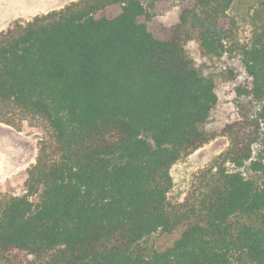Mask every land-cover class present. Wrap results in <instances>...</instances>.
Segmentation results:
<instances>
[{
    "label": "trees",
    "instance_id": "16d2710c",
    "mask_svg": "<svg viewBox=\"0 0 264 264\" xmlns=\"http://www.w3.org/2000/svg\"><path fill=\"white\" fill-rule=\"evenodd\" d=\"M236 0H76L0 32V124L45 132L22 195H0V264H264V0L247 43ZM181 5L170 40L149 23ZM119 7L120 12L114 13ZM238 53L258 107L223 127L230 140L171 203V171L217 134L205 129L216 84L188 58ZM259 178L245 177L240 169ZM232 165L234 170L229 169ZM185 231L165 251L143 243Z\"/></svg>",
    "mask_w": 264,
    "mask_h": 264
},
{
    "label": "rangeland",
    "instance_id": "374dc122",
    "mask_svg": "<svg viewBox=\"0 0 264 264\" xmlns=\"http://www.w3.org/2000/svg\"><path fill=\"white\" fill-rule=\"evenodd\" d=\"M68 0H66L67 2ZM260 0H236L229 10L231 21L238 28V38L244 44L251 38V15ZM54 0H0V32L13 22H27L40 14L59 9L67 3ZM22 8V9H21ZM120 12L119 7L114 13ZM157 15L149 23L153 35L161 40H170L173 29L180 21L181 5L177 2H161L156 9ZM188 58L202 75L212 78L216 84L218 103L212 111L205 129L216 133V138L195 153L177 162L171 171L173 188L168 197L171 203H182L189 195L196 177L206 169L219 155L227 150L230 140L221 134L223 127L235 123L242 114L257 109L252 97L239 94V87H247L251 79L245 72L240 55L228 53L221 57L202 53L200 45L193 40L185 45ZM45 132L40 128L25 125L21 132L0 124V195H22L23 184L27 179V170L36 163L41 141ZM264 134L254 146L253 161L262 158ZM251 163L240 169L249 179L257 180L250 170ZM229 169L234 170L232 165ZM185 226L178 227L173 233L158 232L143 243L147 253L162 252L172 247L185 231Z\"/></svg>",
    "mask_w": 264,
    "mask_h": 264
},
{
    "label": "crops",
    "instance_id": "0c3cea01",
    "mask_svg": "<svg viewBox=\"0 0 264 264\" xmlns=\"http://www.w3.org/2000/svg\"><path fill=\"white\" fill-rule=\"evenodd\" d=\"M73 1H76V0H68L67 2H66V0H54V2H58V3H64V2H66L67 4L66 5H68L69 3H71V2H73ZM65 5V6H66ZM64 5L63 6H61L59 9H62V8H64L65 7ZM22 9V8H21ZM59 9H53V10H59ZM52 10V11H53ZM46 13H48V12H46Z\"/></svg>",
    "mask_w": 264,
    "mask_h": 264
}]
</instances>
